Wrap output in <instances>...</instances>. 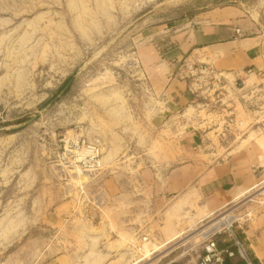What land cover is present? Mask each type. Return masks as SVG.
I'll return each mask as SVG.
<instances>
[{
    "label": "rangeland",
    "instance_id": "1",
    "mask_svg": "<svg viewBox=\"0 0 264 264\" xmlns=\"http://www.w3.org/2000/svg\"><path fill=\"white\" fill-rule=\"evenodd\" d=\"M226 7L236 11V20L248 22L244 37H261L264 64V0H0V264H196L205 234L219 230L213 237L219 250L226 249L231 236L221 229L223 220H229L239 239L242 229L264 233V195L256 194L264 193V179L208 215L202 214L197 197L159 209L153 202L145 205L144 193L135 191L133 199L141 204L124 231L114 224L104 197L103 187H110L115 172L124 175L132 164L138 170L150 164L154 170L174 161L185 128L182 124L172 135L168 123L152 124L159 102L140 73L138 49L177 40ZM241 85H231L235 96ZM246 86L264 87V74L249 75ZM261 93L245 96L258 97L248 109H264ZM233 106L243 121L240 128L252 121L237 101ZM185 112L182 118L199 122L201 129L219 118L201 106ZM201 129L206 136L199 153L211 158L222 156L228 145L235 149L255 142L264 148L263 130L250 129L234 142L227 135L222 142ZM63 134L101 145L100 174L88 178L78 172L73 183L65 184L55 158ZM96 194L103 197L98 218L91 221L90 207L77 199L96 202ZM154 220L186 226L161 244L129 243L136 234L148 239V233L155 234L148 228ZM242 241L253 264H264V246L259 250L253 239L254 255ZM230 258L242 260L237 254Z\"/></svg>",
    "mask_w": 264,
    "mask_h": 264
},
{
    "label": "crops",
    "instance_id": "2",
    "mask_svg": "<svg viewBox=\"0 0 264 264\" xmlns=\"http://www.w3.org/2000/svg\"><path fill=\"white\" fill-rule=\"evenodd\" d=\"M236 16L237 13L232 8H223L219 12L211 13L197 26H193L185 33L186 36L185 34L177 35L174 38L177 40L166 39L162 44H143L138 49L135 59L138 64L141 62L144 69L140 73L147 80L159 102V105L155 107L156 113L152 124L160 127L168 123L172 135L176 134L182 124L185 128L177 138L179 148L175 150L174 161L170 159L167 164L161 163L154 170L149 164L142 166L143 168L141 167L139 171L132 164L130 169H125L124 175L115 172L114 175L109 176L110 187L108 189L103 187L104 197L117 229L124 231L126 226L135 221L133 218L135 207L141 204L139 199H133L135 191L144 193L145 205L153 202L154 208L159 209H165L167 206L174 209V204L184 201L189 204L194 197H197L202 214L208 215L236 202L235 197L238 194L260 185L263 181L264 155L262 152L264 148L255 142H249L241 148L238 145L235 149H230L231 146L228 145L224 148L225 152L222 156L217 158L199 153L206 134L200 132L199 122L197 124V121L191 118L182 117L185 116L188 107L198 108L204 101L189 90L188 81L175 76L180 61L201 52L213 58L218 70L229 73V80L231 77L244 81L243 87L237 89L238 96H244V98L251 97V94L261 96L264 87L246 86L249 75L263 74L260 73V69L264 67L261 37L258 35L244 37L243 32L248 29L249 24L243 19L236 20ZM236 30H239V34H236ZM230 82L231 89V85H235L231 80ZM257 99L258 97L241 100L242 109L249 113L252 120L258 118L264 121V114H262L264 109H248V106L253 103L257 105ZM210 106L215 105L212 103ZM236 115L238 117L237 113ZM251 129L264 131L258 126ZM247 133L248 130L241 134H234L235 136L228 135L234 136V142L238 138L237 135L241 138ZM224 140L226 141V137L219 141L224 142ZM83 199L85 198L79 196L77 201L83 203ZM83 204L85 206V203ZM129 215L130 218L127 219L126 216ZM176 223L174 221L166 224L164 220H154L148 228L154 229L156 233H148V240L157 244L164 243L170 236L186 226L183 224L182 227ZM241 233L244 234V242H248V247L256 255L252 248V241L256 240L254 242L256 247L259 250L262 249L263 231H253L248 234V230L242 229Z\"/></svg>",
    "mask_w": 264,
    "mask_h": 264
},
{
    "label": "built area",
    "instance_id": "3",
    "mask_svg": "<svg viewBox=\"0 0 264 264\" xmlns=\"http://www.w3.org/2000/svg\"><path fill=\"white\" fill-rule=\"evenodd\" d=\"M236 34H239V30H236ZM179 63L175 76L188 81L189 90L204 100L201 107L208 109L209 114L214 113L219 117L217 119L218 122L211 120L209 125L207 124L208 126L204 128L210 130L207 134L211 132L215 140L219 141L224 139L228 134H241L255 126L264 129V121H260L258 118L240 128L243 125V121L237 117L235 113L236 105L233 106V104L237 101L242 106L241 100L245 98L244 96H235V93L230 90L229 73L218 70L212 57L206 56L203 53H196L195 56L183 59ZM261 72L264 74V70L261 69ZM232 82L235 85L238 80L233 79ZM239 82L242 85L238 89H241L244 81L239 80ZM212 103L215 106H210ZM204 129L203 131H205ZM59 141L61 142L62 149L55 156L56 165L60 167L61 172H64L63 180L66 185L73 183L71 180L78 177V172L86 174L88 178H94L102 172L104 166L103 150L98 142H91L83 136H77V134L72 136L63 134ZM43 146H46L44 140ZM71 175H74V177H71ZM256 194L264 195V193L259 194V192H256ZM102 197V195H97L96 202L89 198L88 203L85 202V205L90 207L87 214L89 220L94 221L95 217L96 219L98 218V213L100 212L98 201L101 202ZM82 202L84 203V199ZM222 224L221 229L226 228L228 234L233 239L236 250H219L217 248L213 235L220 233L219 230L212 234H205L200 240L202 253L196 264H223V254H226L228 257L237 254L245 264H253L242 243L236 237L229 220H223ZM137 240L141 243L145 242L148 240V236L135 235L132 243ZM136 247L139 249L140 246ZM169 264H173V262Z\"/></svg>",
    "mask_w": 264,
    "mask_h": 264
},
{
    "label": "trees",
    "instance_id": "4",
    "mask_svg": "<svg viewBox=\"0 0 264 264\" xmlns=\"http://www.w3.org/2000/svg\"><path fill=\"white\" fill-rule=\"evenodd\" d=\"M236 237H237V234H236ZM240 237V239L238 238V240L240 241L242 238H241V236H239ZM214 240H215V242H216V246H217V248H219L220 247V245H219V241L218 240H216V238H214ZM243 240V239H242ZM241 240V241H242ZM240 241V242H241ZM243 242V241H242ZM241 242V243H242ZM225 248L226 249H233L234 251L236 250V247H235V245H234V242H233V239L232 238H230L229 239V242H228V244H225ZM241 259V258H240ZM252 260H254L253 258H252ZM251 260V261H252ZM243 264H245L244 263V261L243 260H240ZM240 261H238V262H233V260L230 258V257H228L226 254H223V264H240L241 262Z\"/></svg>",
    "mask_w": 264,
    "mask_h": 264
},
{
    "label": "bare ground",
    "instance_id": "5",
    "mask_svg": "<svg viewBox=\"0 0 264 264\" xmlns=\"http://www.w3.org/2000/svg\"><path fill=\"white\" fill-rule=\"evenodd\" d=\"M83 174H84V173H83ZM80 176H82V177L79 178L80 180H85V178H86L85 176H87V175L85 174V176H84V175L81 174ZM263 192H264V191H263ZM220 219L222 220V217H221ZM223 219H224V217H223ZM133 240H134L133 238L129 239V243L132 244ZM146 241H148V240H146ZM146 241H145V242H146ZM142 243H144V242H142ZM142 247H143V249H144L143 252H147V251H149V247H148V244H147V243H145L144 246H142ZM139 249H140V248H139ZM139 249H138V250H139ZM152 249H154V247H153ZM140 250H142V249H140Z\"/></svg>",
    "mask_w": 264,
    "mask_h": 264
},
{
    "label": "water",
    "instance_id": "6",
    "mask_svg": "<svg viewBox=\"0 0 264 264\" xmlns=\"http://www.w3.org/2000/svg\"><path fill=\"white\" fill-rule=\"evenodd\" d=\"M68 86V83L63 87L62 91H64Z\"/></svg>",
    "mask_w": 264,
    "mask_h": 264
}]
</instances>
